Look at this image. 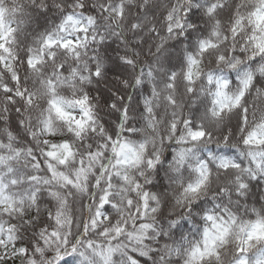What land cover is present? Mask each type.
Returning <instances> with one entry per match:
<instances>
[{
    "label": "snow or ice",
    "instance_id": "snow-or-ice-1",
    "mask_svg": "<svg viewBox=\"0 0 264 264\" xmlns=\"http://www.w3.org/2000/svg\"><path fill=\"white\" fill-rule=\"evenodd\" d=\"M140 37L160 39L157 57L165 53L171 71L139 101L119 87L94 96L87 86L105 81V41L120 45L111 49L115 69H128ZM185 38L182 51H169V40ZM224 45L214 62L235 80L204 77L205 116H235V132L222 137L233 152L195 155L192 145L212 136L174 113L161 138L178 146L168 169L189 180L172 178L181 184L174 198L198 225L177 235L175 220L157 227L161 196L149 186L161 152L148 151L155 141L139 139L134 121L155 129L161 101L179 107L177 67L196 97L203 56ZM145 80L153 72L141 69L134 83ZM100 104L114 122L101 120ZM213 171L228 177L216 192H230L235 210L197 204ZM257 180L264 183V0H0V264H264V205L246 203Z\"/></svg>",
    "mask_w": 264,
    "mask_h": 264
},
{
    "label": "clouds",
    "instance_id": "clouds-1",
    "mask_svg": "<svg viewBox=\"0 0 264 264\" xmlns=\"http://www.w3.org/2000/svg\"><path fill=\"white\" fill-rule=\"evenodd\" d=\"M24 2L28 3L29 0H24ZM48 2L52 3L53 0H48ZM90 2H93V0H90ZM167 2H169V0H151V3L155 5H161ZM227 2L232 4L234 3V0H227ZM137 39L140 40L141 46L134 47L133 45H130V47H133L134 53H139L136 56V67L119 70H116L114 65V61L116 60L118 53H114L111 49H117L120 45L113 38H109L105 41L106 44L110 45V49L105 50L107 52V56L110 57L105 58L104 60L105 81L99 85L93 84L87 86L95 89L93 91L94 96L100 95L101 92H108L111 89L119 87L121 89V96L127 95L129 97H133L136 101H139L142 96L149 94L151 83L161 81L164 73L171 71L167 63L164 62V55L166 54L161 53V55L157 57V49L155 45L160 43L159 38L149 39L146 44L143 43V37L133 38L134 41ZM230 43L231 41L229 40L228 45H230ZM188 44L189 40L187 38H185L181 44H177L174 40H169V51L178 53L184 49L185 45ZM228 45H224L220 49L211 50L203 56L201 64V79L197 80L194 84L197 92L196 97H189L186 94L185 89L187 85L183 83V69L177 67L175 81L177 90L173 93V95L176 98L179 107L177 109H173L170 106L163 105V101H161V108L159 109L160 115L155 129H149L144 126L142 122L134 121V124L138 129L139 139L143 140L147 138L155 141L154 145L149 143L148 151L152 152L155 147V149L161 152V169L159 173H152L151 178L153 184L149 186L150 190L158 192L161 196L160 213L157 214L156 218L157 227H166L170 220H175L178 223V227L175 229V234L177 235L179 233L195 229L198 225L190 219H184L186 209L181 205H177L174 198L175 194H178L181 191V184L174 183L172 178L176 176L185 182L189 180L188 172L181 171L179 173H171L168 169L171 154L178 146L176 145L175 140L164 139L162 143L161 138L168 137V123L173 118L174 113L176 120L187 117L195 123L202 125L203 128L211 134V140L205 139L197 145H192L195 155L206 157L209 152L217 155L230 154L233 152L231 146L226 145L223 142L222 137L228 133L229 129L235 132V116H232L231 121H229L227 116L220 121L212 119L209 116H205V106L208 103L207 93L209 89L204 77H206L208 73H212L216 76H222L229 80H235V74L232 73L231 69H229L226 65H218L214 62L215 57L220 52L227 51ZM141 69L145 73L151 70L153 72V81L150 82L145 80L144 87L138 88L134 81ZM125 83L128 85L127 88H124ZM235 88L236 85L233 84L232 90L234 91ZM161 92L162 94L167 93V90L163 87V85H161ZM193 99H195L194 104L191 102ZM249 99L251 101L252 97L250 96ZM140 107H142V105L137 104V110H139ZM100 109L102 121L108 120L110 123L114 122L112 117L104 116L102 104H100ZM197 109H199V111H197ZM249 123H252L251 107L249 109ZM233 141H235V136L233 137ZM192 179H195V177H192ZM212 180L213 182L210 185L211 191L207 196H202L200 200L197 201V204L206 208H213L216 204H220L222 207H230L235 210L236 204L234 202V197L230 192L223 196L216 192L218 187L228 185V177L225 173L213 171ZM252 183L253 187L250 189L252 195L246 203L249 208H260L264 205V183H260L259 180L253 181ZM81 198L82 197H76L77 200ZM78 206L79 205L77 204L76 207ZM240 211L243 213L244 208L241 207ZM76 214L79 215V213ZM197 219H199V217H197ZM190 223L192 224V229L189 228ZM73 235H76L75 229H73Z\"/></svg>",
    "mask_w": 264,
    "mask_h": 264
}]
</instances>
